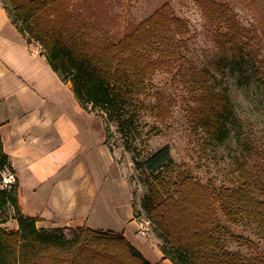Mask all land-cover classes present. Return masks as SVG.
<instances>
[{"label": "trees", "instance_id": "trees-1", "mask_svg": "<svg viewBox=\"0 0 264 264\" xmlns=\"http://www.w3.org/2000/svg\"><path fill=\"white\" fill-rule=\"evenodd\" d=\"M72 0H9L3 5L13 25L28 44L37 42L52 70L70 83L84 110L99 109L107 121L117 122L127 135L138 120L134 99L147 88L149 77L162 66L174 64L179 38L187 35L186 22L170 3L142 20L119 40L97 34L96 27L73 7ZM210 24L219 27L217 46L225 63L241 70L249 48L247 34L230 8L218 0H199ZM191 84L196 105L189 109L195 129H202L209 145L223 144L234 120L227 91H217L206 70L193 69ZM148 187L142 209L163 239L161 251L173 264H264V258H246L229 252L222 243L229 237L241 245L219 221L216 205L234 225L250 221L264 238V201L255 197V173L236 164L239 186L217 188L191 175L178 179V163L165 146L144 161H137ZM9 166L0 136V264H152L123 234L86 227L39 229L37 219L23 214L18 184L3 188ZM16 221L18 228L3 224Z\"/></svg>", "mask_w": 264, "mask_h": 264}, {"label": "rangeland", "instance_id": "rangeland-1", "mask_svg": "<svg viewBox=\"0 0 264 264\" xmlns=\"http://www.w3.org/2000/svg\"><path fill=\"white\" fill-rule=\"evenodd\" d=\"M72 1L76 12L96 27L97 34L111 40L122 38L167 2L188 27L187 35L179 38L174 64L153 73L146 90L135 97L133 109L138 120L127 135L121 134L117 122L107 121L103 111L87 110L102 123L105 143L121 167L122 179L127 181L133 216L143 224L136 233L141 235L147 256L162 257L164 241L142 209L148 187L135 163L165 146H169L173 160L179 165L178 179L191 175L205 186L213 183L218 189L238 187L236 164L244 163L255 173L256 187H261L255 189V197L264 201V0H218L230 8L247 34L249 48L241 70L230 65L231 59L229 63L223 61L217 49L223 30L210 24L199 8V0ZM0 3L9 5V0ZM31 44L40 47L35 41ZM40 51L43 52L41 47ZM193 69L208 71L213 88L226 90L230 98L234 120L228 123L231 132L223 144L209 145L205 132L195 129L190 120L189 109L196 105V92L190 80ZM216 210L223 227L248 241L247 245H241L223 237L225 248L246 258H264V238L256 225L250 221L231 224L219 205ZM2 226L11 229L10 223Z\"/></svg>", "mask_w": 264, "mask_h": 264}, {"label": "crops", "instance_id": "crops-1", "mask_svg": "<svg viewBox=\"0 0 264 264\" xmlns=\"http://www.w3.org/2000/svg\"><path fill=\"white\" fill-rule=\"evenodd\" d=\"M0 136L21 210L37 219L39 229L114 231L152 264H173L163 255L147 256L136 233L143 224L133 216L102 123L81 107L40 47L27 43L1 3Z\"/></svg>", "mask_w": 264, "mask_h": 264}, {"label": "built area", "instance_id": "built-area-1", "mask_svg": "<svg viewBox=\"0 0 264 264\" xmlns=\"http://www.w3.org/2000/svg\"><path fill=\"white\" fill-rule=\"evenodd\" d=\"M15 183V177L14 175L10 172V171H5L4 174H3V178L1 180V186L3 188H6V187H10L12 184ZM145 229H143V233H144Z\"/></svg>", "mask_w": 264, "mask_h": 264}]
</instances>
